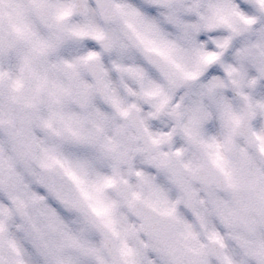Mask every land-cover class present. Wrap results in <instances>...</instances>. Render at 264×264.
I'll list each match as a JSON object with an SVG mask.
<instances>
[{"label": "clouds", "instance_id": "1", "mask_svg": "<svg viewBox=\"0 0 264 264\" xmlns=\"http://www.w3.org/2000/svg\"><path fill=\"white\" fill-rule=\"evenodd\" d=\"M0 264H264V0H0Z\"/></svg>", "mask_w": 264, "mask_h": 264}]
</instances>
